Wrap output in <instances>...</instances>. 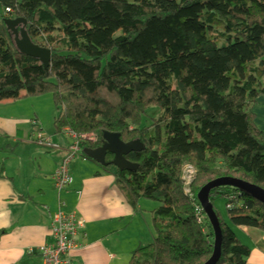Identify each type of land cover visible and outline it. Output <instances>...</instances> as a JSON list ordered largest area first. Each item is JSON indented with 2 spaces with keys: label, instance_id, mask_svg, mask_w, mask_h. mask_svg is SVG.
<instances>
[{
  "label": "trees",
  "instance_id": "trees-1",
  "mask_svg": "<svg viewBox=\"0 0 264 264\" xmlns=\"http://www.w3.org/2000/svg\"><path fill=\"white\" fill-rule=\"evenodd\" d=\"M8 20H23L30 42L50 51L47 69L16 53ZM43 95L55 134L93 138L80 154L100 148L104 133L143 146L125 157L134 171L114 174L132 210L157 205L152 242L128 264H205L213 230L204 212L196 224L200 189L231 178L264 191V133L249 103L264 96V0H0V102ZM186 166L195 171L190 199ZM208 201L224 202L227 216L215 212L216 264H247L231 228L264 235V204L228 186Z\"/></svg>",
  "mask_w": 264,
  "mask_h": 264
},
{
  "label": "crops",
  "instance_id": "crops-1",
  "mask_svg": "<svg viewBox=\"0 0 264 264\" xmlns=\"http://www.w3.org/2000/svg\"><path fill=\"white\" fill-rule=\"evenodd\" d=\"M28 101H32L30 115L20 109L12 115L4 110L13 111L14 105L0 108L5 114H0V264H44L38 249L51 241V217L58 209L52 178L71 145L64 135L49 131L34 100ZM249 103L255 125L264 133V96ZM39 130L50 138L53 148L34 144ZM82 154L71 160L72 185L61 196L67 213L83 220L74 239L77 248L69 254L71 264H128L134 251L152 242L156 206L141 201L132 210L116 187V169L101 168ZM231 231L250 252L247 264H264L262 232Z\"/></svg>",
  "mask_w": 264,
  "mask_h": 264
},
{
  "label": "water",
  "instance_id": "water-1",
  "mask_svg": "<svg viewBox=\"0 0 264 264\" xmlns=\"http://www.w3.org/2000/svg\"><path fill=\"white\" fill-rule=\"evenodd\" d=\"M9 35L13 39L14 49L17 54L23 57L35 59L40 62L44 69H47L50 62V51L33 45L26 33L25 22L23 20H8L4 22ZM143 146L137 142L124 144L118 135L104 133L102 145L98 149H84V157L94 162L101 168L112 167L119 172H132L136 166L125 160V157L132 153H140ZM106 156H111L112 160L106 162ZM233 187L246 195H250L264 204V191L261 189L231 178H221L205 184L197 194V201L213 230V251L209 260L205 264H216L220 256L221 230L217 216L213 207L208 201L210 191L221 187Z\"/></svg>",
  "mask_w": 264,
  "mask_h": 264
},
{
  "label": "built area",
  "instance_id": "built-area-1",
  "mask_svg": "<svg viewBox=\"0 0 264 264\" xmlns=\"http://www.w3.org/2000/svg\"><path fill=\"white\" fill-rule=\"evenodd\" d=\"M33 127H38L36 121H32ZM62 135L71 140V145L68 148L67 156L62 160L60 166L55 170L52 182L54 190L58 197V209L51 217L50 239L49 244L38 249L44 264H71L69 254L76 249L74 239L82 230L83 220L76 217L74 214L67 213L66 203L61 196L67 193L72 185V179L69 174V165L71 160L81 153L82 143L93 142L91 137H76L73 133L64 130ZM39 147L53 148L49 137L45 136L40 131L35 134V141ZM195 171L189 167L183 169V195L190 199V188L192 186ZM229 209V207H227ZM196 224L200 227L204 226L203 210L199 206L194 208Z\"/></svg>",
  "mask_w": 264,
  "mask_h": 264
},
{
  "label": "rangeland",
  "instance_id": "rangeland-1",
  "mask_svg": "<svg viewBox=\"0 0 264 264\" xmlns=\"http://www.w3.org/2000/svg\"><path fill=\"white\" fill-rule=\"evenodd\" d=\"M28 100H34L33 104L35 106H37V108L40 112H42V114L44 115V119H45V122H46V125H47L49 131H52L53 130V118L56 117L57 113L53 107V103H52L51 97L49 95H43V96H40L38 98H28V99L20 100L17 102H8V101L0 102V108L3 106L2 104H4V106H7V107H9V105H14L15 107L16 106L17 107H16V109H12L13 111H11L10 108L4 109V110H6L8 113L11 112L10 115L17 113L18 112L17 110H19V109L22 110L23 114H29V113L31 114L32 111L30 108L31 106H29V104L32 101H28ZM2 111H3V109H0V114ZM154 113H158V112L156 110H151L148 113L147 118L144 120V125L147 126L150 124V121H148V117H150V115H153ZM3 115H5V114H3ZM53 132H54V130H53ZM186 167H189L193 170V168L191 166H186ZM194 179L195 178H193L191 188L193 187V185L195 183ZM143 202H145L147 204H153L154 207L157 206L156 203H154V202H149V201H143ZM212 207H213V209L216 210V213H218L222 219L226 220L227 216H226V211L224 209V202L216 201L215 203H213ZM139 213L140 212L137 211L136 214H139Z\"/></svg>",
  "mask_w": 264,
  "mask_h": 264
},
{
  "label": "flooded vegetation",
  "instance_id": "flooded-vegetation-1",
  "mask_svg": "<svg viewBox=\"0 0 264 264\" xmlns=\"http://www.w3.org/2000/svg\"><path fill=\"white\" fill-rule=\"evenodd\" d=\"M106 159H107V157H106ZM107 161H108V160H107ZM107 161H106V162H107ZM109 162H110V161H109Z\"/></svg>",
  "mask_w": 264,
  "mask_h": 264
},
{
  "label": "clouds",
  "instance_id": "clouds-1",
  "mask_svg": "<svg viewBox=\"0 0 264 264\" xmlns=\"http://www.w3.org/2000/svg\"><path fill=\"white\" fill-rule=\"evenodd\" d=\"M83 151V150H82Z\"/></svg>",
  "mask_w": 264,
  "mask_h": 264
}]
</instances>
